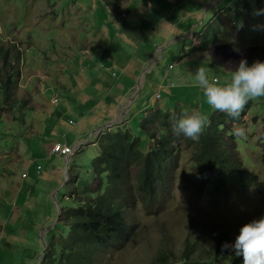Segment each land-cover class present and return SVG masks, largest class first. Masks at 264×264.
Here are the masks:
<instances>
[{
    "label": "rangeland",
    "instance_id": "1",
    "mask_svg": "<svg viewBox=\"0 0 264 264\" xmlns=\"http://www.w3.org/2000/svg\"><path fill=\"white\" fill-rule=\"evenodd\" d=\"M254 9H264V0H0V264H41L46 233L61 212L53 207H74L70 191L92 185L95 141L104 132L95 131L111 119L107 106L127 99L111 92L116 84L143 75L144 87L121 125L143 147L155 128L141 123L148 110L178 108L210 118L216 110L194 84L196 69L204 66L210 80L224 84L241 58L264 60V14L254 16ZM193 30L208 33L216 44L192 51L201 43ZM244 109L225 127L244 133L235 135L239 160L258 181L246 198L233 190L225 199L211 198L205 188L193 192L184 183L193 172L192 147L180 138L168 193L150 211L136 204L126 215L134 239L103 253L98 264H149L160 245L179 255L185 238L199 237L202 250L212 247L213 235L231 243L244 223L264 215V97ZM55 142L80 143L79 151L66 162L49 153ZM72 174L77 177L69 181ZM5 208L13 211L8 221ZM221 258L224 263L226 255Z\"/></svg>",
    "mask_w": 264,
    "mask_h": 264
},
{
    "label": "trees",
    "instance_id": "2",
    "mask_svg": "<svg viewBox=\"0 0 264 264\" xmlns=\"http://www.w3.org/2000/svg\"><path fill=\"white\" fill-rule=\"evenodd\" d=\"M200 42L192 46V51L206 50L216 44L208 34L203 35ZM254 60L253 56L247 59L249 64ZM107 111L105 109V113ZM181 113L178 108L171 111L158 107L152 111L144 123L149 128L155 127L151 130L146 127L150 142L147 147H143L140 137L126 128L98 135L95 141L98 154L91 161L92 185L80 192L76 188L69 192L76 205L66 210L60 207L57 223L46 233L47 248L41 264H98L103 253L134 239V226L127 224L126 215L138 203L150 211L170 189V173L178 161V141L185 138L172 134L171 121ZM245 114L243 109L239 118ZM239 118L216 110L198 140L185 138L192 147L193 172L185 175L184 183L190 184L193 192L205 188L211 198L225 199L233 190L237 198L243 200L258 184L256 176L239 160L234 132L225 127L227 122ZM261 134L264 137V116ZM259 143L264 164V138ZM76 177L72 174L68 180ZM212 237L214 244L204 250L199 237L185 238L179 255L160 245L149 264H243L242 257L221 251L220 235ZM222 254L226 255L224 263Z\"/></svg>",
    "mask_w": 264,
    "mask_h": 264
},
{
    "label": "clouds",
    "instance_id": "3",
    "mask_svg": "<svg viewBox=\"0 0 264 264\" xmlns=\"http://www.w3.org/2000/svg\"><path fill=\"white\" fill-rule=\"evenodd\" d=\"M262 14H264V9H254L253 11L254 16ZM242 26L241 22L238 27ZM236 50L238 51V49ZM231 63L232 62H230V64ZM168 67L171 68V65L169 64ZM230 72L231 74L228 80L224 84H220L215 78L214 80H210L208 70L204 66H198L195 73L194 84L203 90L205 102L211 106L212 109L224 112L228 116L238 119L249 100L264 97V60L255 59L249 64L246 58H241L235 67L230 66ZM112 75L116 76L114 73ZM157 93H159L158 97L156 96ZM54 96L56 97L55 102L53 101ZM54 96L52 101L56 103L58 102L57 96ZM155 97H161L159 89L156 91ZM122 105L120 107L124 106ZM126 108H128L127 105L124 109ZM157 108L152 111H155ZM208 124L207 115L200 111L189 112L185 110L181 113L179 118H173L171 121V131L174 136L179 137L182 135L187 139L196 141L203 134ZM112 127L114 126L110 125L108 129L105 126L100 128V130L107 132V130L111 131ZM117 128H121V126H117ZM100 130L95 133H98ZM234 134L241 136L244 133L242 129H235ZM73 148H75V152L79 151V145H74ZM71 156L65 157L66 162L70 161ZM56 205L59 206V204ZM58 206L57 208L56 206L54 207V213L57 209L60 210V206ZM54 216L56 217V213ZM54 219L51 221L52 225L49 231H52L53 226L56 224L53 225ZM41 249L43 251L44 247L42 246ZM45 250L46 249H44V252ZM221 251H228L235 254L237 257H242L243 264H264V215L244 223L240 227L235 240L231 243H223L221 245Z\"/></svg>",
    "mask_w": 264,
    "mask_h": 264
},
{
    "label": "crops",
    "instance_id": "4",
    "mask_svg": "<svg viewBox=\"0 0 264 264\" xmlns=\"http://www.w3.org/2000/svg\"><path fill=\"white\" fill-rule=\"evenodd\" d=\"M135 10H138L136 7H135ZM132 29V26H131V28H130V30ZM132 31V30H131ZM193 32H195V34L197 33V35H199V38H196V39H198L199 41H200V38L203 36V32L201 31V30H193ZM125 34H128V32L126 31V32H124ZM148 34H149V32H148ZM189 34H190V32H189ZM206 34H208V33H206ZM187 35V34H186ZM144 38H146V37H144ZM199 45V44H198ZM209 49V48H208ZM207 49V50H208ZM144 73V72H143ZM120 77V76H119ZM115 78L118 80V76H117V74H116V76H115ZM129 82H131L132 84L131 85H129ZM127 84H125V86H121L120 84H116L114 87H112L111 88V92L113 91L114 92V95L115 94H118V93H126V97H127V99L125 100V102L123 103V105L121 104V103H118V104H116V105H114V106H112L111 108H110V105H112V104H109L108 106H107V108L106 109H108V111L105 113L108 117L110 116L111 117V119L110 120H108L107 121V118H105V119H103V121L101 122V124H103L104 122H106L107 123V125H106V127L109 129L110 128V125H113V126H121V125H123L124 123H127L128 122V120H127V117H126V115H127V113L129 114V107L132 105V103H133V101H135V99L137 98V95L140 93V91H141V89L144 87V84L142 83V74L140 75V77L138 78V79H136L135 77H132V79H127V82H126ZM59 85L60 86H63V84L62 83H59ZM123 106V107H120V106ZM128 106V108H126V109H124V107L125 106ZM114 109V110H113ZM113 110V111H112ZM149 111V110H148ZM146 112V113H143V115H145L144 116V118L141 120V123L144 125V123L147 121V119L149 118V114L152 112V110H151V112ZM110 121V122H109ZM121 123V124H120ZM123 123V124H122ZM100 124V125H101ZM99 125V124H98ZM98 125H96V126H98ZM95 126V127H96ZM56 143V142H55ZM75 145H80V143H76ZM23 150V149H22ZM37 151V150H36ZM36 151H32V153L33 152H36ZM39 152H41V153H43V149H39ZM49 153L50 154H52L51 153V149H49ZM54 155V154H53ZM57 156H59V155H57ZM60 157H62V156H60ZM18 160L16 159V161H20V159L22 158V155H18ZM64 160H66V158L65 157H62ZM26 166L27 167H29V168H32V167H34L35 166V160H34V158H33V160H31L30 158L27 160V164H26ZM38 167V166H37ZM37 167H36V169H37ZM75 167L74 166H72V169H74ZM38 174V173H37ZM27 176L24 178V181H26L27 180ZM18 196H19V194H18ZM4 197V196H3ZM4 199H5V197H4ZM10 208V207H9ZM9 208H5V211H4V213L5 212H7V216L5 217L4 216V218H5V221L7 220H9L10 218H12V213H13V211L11 210V211H9ZM53 213H54V207H53ZM20 215H17V217H19ZM49 216H53V214L52 215H49ZM16 217V218H17ZM2 228H4L2 225H0V229L2 230Z\"/></svg>",
    "mask_w": 264,
    "mask_h": 264
},
{
    "label": "built area",
    "instance_id": "5",
    "mask_svg": "<svg viewBox=\"0 0 264 264\" xmlns=\"http://www.w3.org/2000/svg\"><path fill=\"white\" fill-rule=\"evenodd\" d=\"M156 96H159V93L156 94ZM54 102L56 101L55 99L53 100ZM51 152L55 155H60L63 157H69L71 156L74 152H75V148L68 146L67 144H62V143H54L52 148H51ZM39 168L37 167V170ZM23 175V174H22ZM25 178V175L24 177Z\"/></svg>",
    "mask_w": 264,
    "mask_h": 264
},
{
    "label": "water",
    "instance_id": "6",
    "mask_svg": "<svg viewBox=\"0 0 264 264\" xmlns=\"http://www.w3.org/2000/svg\"><path fill=\"white\" fill-rule=\"evenodd\" d=\"M107 125V123H105V124H103L100 128H103V127H105ZM100 128H97V130L96 131H98V130H100ZM95 131V132H96ZM94 133V132H93ZM58 206V205H57ZM59 207V206H58ZM58 214L59 213H56V217H55V219H54V221H53V225L55 224V223H57V219H58ZM42 252H44V249H43V251ZM36 264H38V261H37V263Z\"/></svg>",
    "mask_w": 264,
    "mask_h": 264
}]
</instances>
